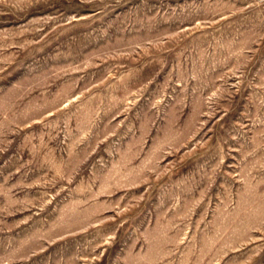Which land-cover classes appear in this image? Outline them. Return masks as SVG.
I'll use <instances>...</instances> for the list:
<instances>
[{
    "label": "rangeland",
    "instance_id": "374dc122",
    "mask_svg": "<svg viewBox=\"0 0 264 264\" xmlns=\"http://www.w3.org/2000/svg\"><path fill=\"white\" fill-rule=\"evenodd\" d=\"M0 264H264V0H0Z\"/></svg>",
    "mask_w": 264,
    "mask_h": 264
}]
</instances>
